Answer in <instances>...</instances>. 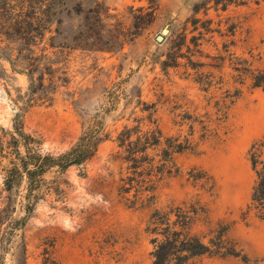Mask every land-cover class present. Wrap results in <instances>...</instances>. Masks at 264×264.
Here are the masks:
<instances>
[{"label":"rangeland","instance_id":"1","mask_svg":"<svg viewBox=\"0 0 264 264\" xmlns=\"http://www.w3.org/2000/svg\"><path fill=\"white\" fill-rule=\"evenodd\" d=\"M30 6L46 29L21 41L7 33L10 12ZM226 7L0 0V264H151L150 215L168 207L196 213L191 232L213 251L223 241L247 258L221 251L172 264H264V222L242 219L255 183L247 152L264 136V91L245 75L250 64L264 70V0ZM236 90L218 112L216 102ZM154 121L191 148L173 156L153 208H131L118 195L128 174L116 138ZM18 123L54 157L101 128L86 165L45 174L31 214L22 210L25 186L7 192L3 184L7 134ZM147 154L160 160L158 150Z\"/></svg>","mask_w":264,"mask_h":264},{"label":"trees","instance_id":"2","mask_svg":"<svg viewBox=\"0 0 264 264\" xmlns=\"http://www.w3.org/2000/svg\"><path fill=\"white\" fill-rule=\"evenodd\" d=\"M250 1L253 0H213L216 7L222 5V10H226L228 4L242 5ZM35 4L37 5V3ZM37 9L35 6H30L27 10L10 12L13 18L11 26L6 28L7 33L11 32L21 41H25L32 36L35 28L45 30L46 28L43 26L47 20L44 21L39 17ZM197 11L195 10V12ZM235 71L240 72L236 68ZM245 73L252 88H261L264 91V70L252 68L250 64L245 69ZM202 83L207 85L205 81ZM200 87L204 92H208L211 88V86ZM238 96L239 91L236 90L233 95H228L217 101V111H223L226 98H229V103L232 104ZM151 124L153 127L146 132H142L139 125L134 128H124L116 138L117 146L121 151V159L126 165L128 174L125 178L120 179L118 195L131 208L136 206L138 208H153L156 204L157 183L165 174L172 173L173 156L191 148L188 140L180 142L177 137L166 138L155 121ZM100 132V127L94 125L89 127L81 134L73 147L54 157L42 154L40 142L26 134L21 123L15 124L13 130L7 134L6 152L2 156V159L6 161L3 168V184L6 191L12 192L15 188L24 185L26 194L23 198L22 210L26 214H31L45 174L51 169L63 172L72 166L86 165L97 151L101 140ZM149 150L159 151L160 160L158 162H154L153 158L148 157ZM247 157L255 174V183L242 219L254 218L264 222V136L251 145ZM131 191L134 192L132 199L129 197ZM2 212L0 211V216ZM194 215L196 213L184 211L180 207H168L166 210L153 208L147 229V232L156 236L152 239L151 264H172L175 260L220 253L221 251H223L220 254L222 256H232L246 261V256H241L240 252L233 249L227 250L223 247V241L220 243L221 246H217L216 252L212 250L211 246L205 245L198 236L191 232ZM172 217L175 219L173 220Z\"/></svg>","mask_w":264,"mask_h":264}]
</instances>
